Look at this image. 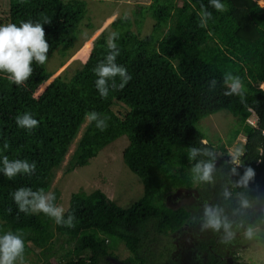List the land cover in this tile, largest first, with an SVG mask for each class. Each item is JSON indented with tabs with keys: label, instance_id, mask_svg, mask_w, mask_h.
Listing matches in <instances>:
<instances>
[{
	"label": "trees",
	"instance_id": "obj_1",
	"mask_svg": "<svg viewBox=\"0 0 264 264\" xmlns=\"http://www.w3.org/2000/svg\"><path fill=\"white\" fill-rule=\"evenodd\" d=\"M226 11L218 12L209 0H152L138 4L133 20L125 16L116 29L120 54L117 64L124 66L132 79L123 89H110L105 99L98 92L93 69L108 53L107 43L94 42V49L68 80H58L36 98L30 88L46 76L44 65L33 64V76L22 86L11 83L0 73V156L22 159L37 167L33 175L8 180L0 173V230L22 231L26 253L29 243L47 249L53 230L74 241L69 264H103L108 254L106 237L122 241L130 251L128 260L137 264L170 262L173 243L170 235L178 231L191 216L185 206L172 207L166 199L180 188L195 186L191 180L187 152L190 146L203 147L204 135L196 123L202 117L227 110L237 119L233 136H245L242 160L256 172L250 192L227 183L225 173L216 174L210 184V205H225L221 190L227 185L232 196L227 202L230 219L255 223L262 231L254 240L264 241V191L260 201L253 200L244 216H232L238 207L237 194L258 197L264 187V7L257 0H221ZM212 12L207 28L199 27L201 7ZM87 12L86 0H8V22L44 24L48 55L56 49L61 55L73 48L79 23ZM153 21L150 33L139 34L144 18ZM135 21L137 30H133ZM88 26L92 27L91 23ZM239 76L246 89V103L238 96H226L223 75ZM218 84L209 91V81ZM119 77L116 84L119 85ZM94 96V97H93ZM99 100V101H98ZM114 102L127 107L123 116L111 108ZM95 111L106 118L107 128L99 130L87 120L66 162L65 171L88 163L97 152L124 134L128 139L122 160L143 185L142 196L128 207H120L100 189L85 193L72 192L65 217L75 216V227L57 225L43 213L18 212L12 198L20 187L47 191L54 170L60 165L87 112ZM30 113L39 126L29 132L20 128L16 117ZM254 113L255 125L246 119ZM208 146L214 148L211 141ZM7 144L8 147L4 148ZM215 149V148H214ZM202 157H198L200 159ZM227 159L218 157L219 169ZM243 175L244 167L238 168ZM233 181L238 176L231 177ZM198 185V184H197ZM52 193L58 198V190ZM235 228V225H234ZM207 239L198 248L205 251L202 264H226L218 252L226 247L219 234L208 230ZM237 236H240V232ZM238 241L243 242V238ZM244 241H247L244 239ZM253 241V240H252ZM237 242V239L236 241ZM51 244V243H50Z\"/></svg>",
	"mask_w": 264,
	"mask_h": 264
},
{
	"label": "rangeland",
	"instance_id": "obj_2",
	"mask_svg": "<svg viewBox=\"0 0 264 264\" xmlns=\"http://www.w3.org/2000/svg\"><path fill=\"white\" fill-rule=\"evenodd\" d=\"M152 0H86L87 12L79 23L77 29V40L73 48L61 55L58 49L54 50L45 63L47 75L35 82L30 88L31 93L40 98L46 90L58 80H68L74 71L86 60L85 51L88 47L87 57L94 49V42L100 44L106 41L110 32H113L120 21L129 16L133 20V12L138 4H148ZM264 4V0H259ZM8 0H0V25L8 24ZM92 27L88 26V24ZM153 21L146 17L141 22L139 34L150 33ZM133 30L136 31L135 21L132 22ZM264 88V84H260ZM94 95H98L99 92ZM94 97V96H93ZM99 101V100H98ZM113 111L120 117L123 116L127 107L119 102L111 106ZM89 113V112H87ZM88 119L81 123L77 134L73 138L70 147L60 165L54 170V175L46 192L58 190L57 205L65 209L72 192L81 190L85 193L93 189H100L107 197L120 207H128L137 201L143 193V185L140 178L131 172L122 160V150L127 145L128 139L122 134L102 147L88 163L65 171L66 162L73 147L83 130ZM250 124L255 125L256 116L251 113L247 119ZM197 128L204 135L202 141L212 142L218 157L229 160V150L237 148L243 150L245 136L238 132L233 136V129L237 126V119L227 110H219L208 116L202 117L196 123ZM264 187L258 188L260 201ZM210 203V184H198L191 188H180L171 193L166 203L172 207L180 205L190 210V218L178 231L170 235L173 243L170 262L163 264H202L207 260V254L198 248L200 240L207 239L209 231H201L204 203ZM239 232L237 231V235ZM218 250L226 264H264V241H238ZM51 243V244H50ZM50 247H36L29 243L30 250L25 253L27 264H69L75 256L68 251L74 241L68 236L61 235L53 230L50 238ZM108 254L103 264H137L131 263L128 258L130 251L122 241H114L106 237Z\"/></svg>",
	"mask_w": 264,
	"mask_h": 264
},
{
	"label": "clouds",
	"instance_id": "obj_3",
	"mask_svg": "<svg viewBox=\"0 0 264 264\" xmlns=\"http://www.w3.org/2000/svg\"><path fill=\"white\" fill-rule=\"evenodd\" d=\"M211 7L218 12L227 10V7L221 0H209ZM213 18L212 12L207 8L201 7L199 12V27L207 28L208 22ZM51 23L45 18L44 23L40 22H22L19 26L15 23L0 25V73L6 74L7 79L16 86L24 85L34 73L33 64L44 65L49 59L50 44L46 40L44 24ZM119 38L118 32H110L106 38L108 53L93 69L97 79L95 86L102 98L109 96L110 89L119 87L123 89L132 79L127 69L117 64V57L120 54L116 40ZM119 77L120 83L116 84V78ZM218 82L213 79L209 81V91H214ZM223 85L226 88L224 95L238 96L242 104L246 103V89L242 79L233 75L232 72H226L223 75ZM86 119L95 123V126L104 131L107 128L106 118L101 114L92 111L86 113ZM17 125L29 132L39 126V121L30 113H24L16 117ZM204 146L197 148L190 146L187 156L191 164V180L194 185L211 184L216 182V174L224 172L227 176V183L234 188H243L250 192V182L255 181L256 172L250 166H244L242 156L243 151L239 148L229 150L227 155L230 157L220 168H217V151L208 146L207 141L201 142ZM8 145L5 144L4 148ZM198 157H202L198 159ZM36 163L22 159L10 160L7 155L0 156V173L8 180H13L17 176H31L36 171ZM244 167L243 175L238 168ZM238 176L239 179L233 181L231 177ZM221 195L224 198L225 205H210L204 203L203 216L201 217V231L211 230L215 234L223 231L219 243L222 245H231L237 239V231L241 230L240 236L248 241L254 240L262 230L255 223H250L246 227L241 221L230 219L227 214V202L232 196L228 191L227 185L222 186ZM12 198L18 207V212L25 214L43 213L51 218L57 225L74 228L75 216L72 214L65 217V208L55 203L56 196L52 192H46L43 188L33 190L30 187H20L14 193ZM259 197H249L246 193L237 194L238 207L232 210V216H244L247 210L251 209L253 200ZM235 225V228H234ZM26 242L22 231H2L0 230V264H27L25 259Z\"/></svg>",
	"mask_w": 264,
	"mask_h": 264
},
{
	"label": "bare ground",
	"instance_id": "obj_4",
	"mask_svg": "<svg viewBox=\"0 0 264 264\" xmlns=\"http://www.w3.org/2000/svg\"><path fill=\"white\" fill-rule=\"evenodd\" d=\"M257 1H259V0H257ZM259 4H262L261 2H258ZM263 6L262 7H264V4H262ZM264 84V83H263Z\"/></svg>",
	"mask_w": 264,
	"mask_h": 264
},
{
	"label": "built area",
	"instance_id": "obj_5",
	"mask_svg": "<svg viewBox=\"0 0 264 264\" xmlns=\"http://www.w3.org/2000/svg\"><path fill=\"white\" fill-rule=\"evenodd\" d=\"M261 6H263L262 4H260Z\"/></svg>",
	"mask_w": 264,
	"mask_h": 264
}]
</instances>
